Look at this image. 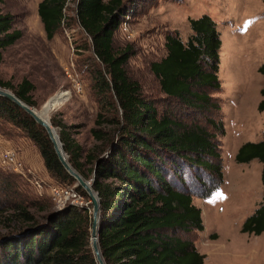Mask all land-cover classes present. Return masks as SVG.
Returning <instances> with one entry per match:
<instances>
[{
	"label": "trees",
	"instance_id": "1",
	"mask_svg": "<svg viewBox=\"0 0 264 264\" xmlns=\"http://www.w3.org/2000/svg\"><path fill=\"white\" fill-rule=\"evenodd\" d=\"M66 1L38 2L47 38L66 18ZM123 4L124 0H76L78 22L91 37L100 64L93 71V85L111 110L98 113L90 128L95 145L83 154L66 124L51 121L60 126L70 163L85 178L93 179L100 202L98 241L106 264H205L204 253L179 230L204 228L193 195L208 197L223 182L219 135L225 133L224 125L222 119L204 115L213 129L209 130L196 120L178 117L179 111L159 108L142 92L125 69L126 50L113 49ZM189 26L185 40L177 30L166 33L165 55L153 60L150 68L163 94L185 109L219 110L220 102L211 92L221 85L220 32L208 13L189 18ZM20 35L12 14L0 6V61L3 50ZM258 71L264 75V57ZM0 86L33 103V84L27 78L15 87L0 79ZM259 91L257 108L264 110V83ZM0 120L34 142L51 176L61 182L75 181L76 189L87 195L64 169L46 130L2 95ZM234 158L237 162L260 160L264 184V137L241 143ZM19 182L18 174L0 171V225L4 228L0 230V264H98L90 244L91 208L71 203L53 209L49 198L30 194ZM240 229L255 234L264 230V202L244 218Z\"/></svg>",
	"mask_w": 264,
	"mask_h": 264
},
{
	"label": "rangeland",
	"instance_id": "2",
	"mask_svg": "<svg viewBox=\"0 0 264 264\" xmlns=\"http://www.w3.org/2000/svg\"><path fill=\"white\" fill-rule=\"evenodd\" d=\"M39 1H0L2 11L12 14L13 27L21 31L18 39L2 52L0 79L14 87L23 78L32 82L30 105L49 113L50 120L66 124L84 154L96 143L90 128L95 125L97 114L111 111L93 85V71L100 64L94 56L91 37L78 22L76 0L66 1V18L52 38L46 37L39 18ZM203 13L214 19L220 32L221 85L211 92L220 102V109L201 112L185 109L167 98L159 89L150 63L165 55L167 32L177 30L185 40L191 31L189 18ZM120 14L113 49L115 52L126 50L125 69L139 83L142 92L156 101L159 108L179 111L178 117L196 120L209 130L213 129L204 121V115L222 119L224 125L225 133L219 135L223 182L208 197L193 195V202L201 209L204 228L179 230V234L190 238L204 253L205 264H264V230L255 234L240 229L244 218L264 202L262 163L258 159L251 163L237 162L234 158L239 143L264 137L260 131L264 130V110L257 108L259 90L264 83V75L258 71L264 57V1L124 0ZM75 81L81 83V90L74 88ZM242 114L246 117L239 119ZM53 125L60 133V126ZM7 146L18 149L25 168L29 167L31 172L22 174L1 163L0 171L18 174L20 186L32 195L46 196L53 209H57L50 186L61 183L74 187L75 181L61 182L51 176L34 142L16 126L0 120V152ZM24 152L33 159L37 156L43 167L34 168L26 163ZM80 194L75 204L92 210L89 196ZM0 230H4L1 225Z\"/></svg>",
	"mask_w": 264,
	"mask_h": 264
},
{
	"label": "water",
	"instance_id": "3",
	"mask_svg": "<svg viewBox=\"0 0 264 264\" xmlns=\"http://www.w3.org/2000/svg\"><path fill=\"white\" fill-rule=\"evenodd\" d=\"M0 95L5 96L16 104L21 106L26 112H28L34 120L40 124L47 132L52 144L53 148L63 165L64 169L74 177L76 180V184L80 185L89 196L92 201V210H91V226H90V244L92 251L95 255V258L98 264H106L104 258L101 253L99 241H98V233H99V218H100V202L98 192L93 188L92 182L93 179H86L69 161L68 154L64 149L63 142L60 138V141L57 140L55 136V126L52 124L51 120H49L43 113L33 105L28 104L21 98H19L12 90L5 86H0Z\"/></svg>",
	"mask_w": 264,
	"mask_h": 264
},
{
	"label": "built area",
	"instance_id": "4",
	"mask_svg": "<svg viewBox=\"0 0 264 264\" xmlns=\"http://www.w3.org/2000/svg\"><path fill=\"white\" fill-rule=\"evenodd\" d=\"M74 88L76 90H81L82 85L80 82H73ZM0 163L4 166L11 167L12 169L26 174V172H31L29 167L25 168L24 161L22 160L18 149L13 146L4 147L0 152ZM39 186L41 184L37 182ZM51 198L56 206V208H63L71 203H76L79 200L80 192L77 191L75 186H68L66 184H53L50 186Z\"/></svg>",
	"mask_w": 264,
	"mask_h": 264
},
{
	"label": "crops",
	"instance_id": "5",
	"mask_svg": "<svg viewBox=\"0 0 264 264\" xmlns=\"http://www.w3.org/2000/svg\"><path fill=\"white\" fill-rule=\"evenodd\" d=\"M261 98V97H260ZM260 99H258V101H259ZM258 101H257V104H258ZM243 106V104L241 105V107ZM240 107V108H241ZM263 111V110H262ZM245 115H241L240 117H239V119L240 118H242V117H244ZM246 117V116H245ZM260 131H262V133L264 134V130H260ZM263 138V137H262ZM261 138V139H262ZM260 140V139H259ZM250 141H253V140H250ZM258 141V140H257ZM243 143V142H242ZM241 145V143H239L238 145H237V147H236V151H237V149H238V147ZM23 156H24V159H25V161H26V163H28L29 165H31V166H33L34 168L36 167H38V168H40V167H43L42 165V161L36 156V158H32L30 155H29V153L28 152H24L23 153ZM254 159H257V158H253V159H251V160H249V161H247V163H251ZM262 163V162H261ZM262 166H263V163H262ZM261 170H262V167H261ZM263 183V182H262ZM257 207V206H256ZM255 207V208H256Z\"/></svg>",
	"mask_w": 264,
	"mask_h": 264
},
{
	"label": "bare ground",
	"instance_id": "6",
	"mask_svg": "<svg viewBox=\"0 0 264 264\" xmlns=\"http://www.w3.org/2000/svg\"><path fill=\"white\" fill-rule=\"evenodd\" d=\"M48 119L50 120V118H48ZM54 133H55V136H56L57 140L60 141V133H59V130H58L57 127H55Z\"/></svg>",
	"mask_w": 264,
	"mask_h": 264
}]
</instances>
